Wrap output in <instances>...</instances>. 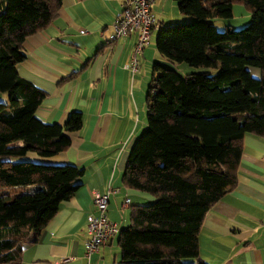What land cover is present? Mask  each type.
<instances>
[{"label": "trees", "instance_id": "trees-1", "mask_svg": "<svg viewBox=\"0 0 264 264\" xmlns=\"http://www.w3.org/2000/svg\"><path fill=\"white\" fill-rule=\"evenodd\" d=\"M195 20L164 25L157 50L172 62L215 69L183 75L154 63L146 96L147 127L122 176L127 188L150 194L130 206L120 229L119 264H208L199 257L206 214L238 184L244 138H264V0H174ZM234 2L251 22L220 31L211 19L233 16ZM62 0H0V264L21 260L61 204L81 188L85 169L47 159L71 146L83 126L72 111L66 126L37 115L46 92L18 72L26 39L46 29ZM154 31V29H153Z\"/></svg>", "mask_w": 264, "mask_h": 264}, {"label": "crops", "instance_id": "crops-1", "mask_svg": "<svg viewBox=\"0 0 264 264\" xmlns=\"http://www.w3.org/2000/svg\"><path fill=\"white\" fill-rule=\"evenodd\" d=\"M168 4L169 0L158 1L154 8L158 21V10ZM121 9V0H62L54 21L24 43L27 57L18 72L46 92L38 117L66 126L72 111L83 113L82 128L67 132L72 139L69 148L47 159L34 153L29 157L75 164L85 174L81 188L61 204L38 241L24 246L21 260L6 264H84L88 216L98 214L95 194L110 193L107 214L119 229L130 223V206L153 200L122 181L130 151L147 127L144 93L151 80L145 84L142 64L135 74L126 68L137 33L110 39ZM126 199L130 203L124 206ZM118 237L119 233L91 260L119 264ZM199 257L208 264H264V138L245 136L237 187L206 214Z\"/></svg>", "mask_w": 264, "mask_h": 264}, {"label": "built area", "instance_id": "built-area-1", "mask_svg": "<svg viewBox=\"0 0 264 264\" xmlns=\"http://www.w3.org/2000/svg\"><path fill=\"white\" fill-rule=\"evenodd\" d=\"M122 9L116 15L112 24L110 39L116 40L135 32L138 35L137 44L126 68L133 74L140 69L139 56L144 49L150 45L153 29L157 27L158 18L154 11L159 0H121ZM109 194H95L94 202L98 214L88 216L87 231L89 234L85 242L84 257L87 259L84 264H96L91 260L92 255L107 245L119 232L117 222L111 220L107 214ZM130 203L126 199L124 206Z\"/></svg>", "mask_w": 264, "mask_h": 264}, {"label": "rangeland", "instance_id": "rangeland-1", "mask_svg": "<svg viewBox=\"0 0 264 264\" xmlns=\"http://www.w3.org/2000/svg\"><path fill=\"white\" fill-rule=\"evenodd\" d=\"M159 17L161 20V24L164 25H170V24H180V23H187L195 20L192 16L184 15L181 14L179 10V4L178 2L174 0H169L168 7L165 9V7L162 5L160 9L158 10ZM170 16V17H169ZM252 19V9L243 4L242 2H234L233 4V16L231 18L227 19H211V23L214 24L220 31L224 30L226 27H230L234 30H239L244 27H246ZM160 30V27L156 28L151 35V40H150V45H148L145 49L146 52L142 56H139L140 59V65L142 64V75L145 78V84L148 83V80L152 78V73H153V65L154 63H160L163 66L167 68H172L177 71H179L181 74L186 75L190 73H195V72H203V71H208L209 74H213L216 72L215 69H208L204 67H194L190 66L186 62H172L171 60L165 59L163 56H161L157 50V36L158 32ZM144 49V50H145ZM156 53L155 57L153 55ZM158 55L159 59H156L157 61H153L156 56ZM146 86V85H145ZM145 96H144V103L146 104V91H145ZM8 94H5L2 99H0V102H6ZM147 106L144 108V113L143 116L145 119H147ZM154 199L151 201L153 202ZM150 203V202H149ZM149 203H143V204H149Z\"/></svg>", "mask_w": 264, "mask_h": 264}]
</instances>
